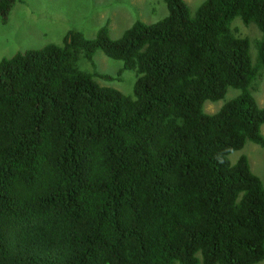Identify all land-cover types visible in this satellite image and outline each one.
Returning <instances> with one entry per match:
<instances>
[{
    "label": "trees",
    "instance_id": "16d2710c",
    "mask_svg": "<svg viewBox=\"0 0 264 264\" xmlns=\"http://www.w3.org/2000/svg\"><path fill=\"white\" fill-rule=\"evenodd\" d=\"M15 2L0 0L4 22ZM165 2L118 39L108 24L71 30L0 61V264L264 260V182L247 155L229 158L264 147V0H204L195 15ZM236 18L261 31L255 59ZM98 50L137 71L133 95L97 82L114 78Z\"/></svg>",
    "mask_w": 264,
    "mask_h": 264
},
{
    "label": "rangeland",
    "instance_id": "374dc122",
    "mask_svg": "<svg viewBox=\"0 0 264 264\" xmlns=\"http://www.w3.org/2000/svg\"><path fill=\"white\" fill-rule=\"evenodd\" d=\"M185 1L195 15L204 0ZM167 15L165 0H16L7 20L4 22L0 17V61L18 51L39 49L51 43L63 44L71 30H80L86 37L94 38L98 30L108 24L110 36L118 39L137 20L151 24ZM232 28L237 36L251 40V54L255 59V44L261 37L258 26L255 23L245 24L236 18ZM94 62L97 71L114 76L112 80L97 77L99 84L114 87L125 95H133L138 77L136 70L126 69L122 60L110 58L102 50L96 52ZM79 66L86 71L93 70L85 58L80 59ZM237 94L238 89L229 88L225 99L207 101L205 111L215 113ZM254 96L264 107V71L254 85ZM262 130L264 133V125ZM242 154L248 156L252 170L264 182V147L248 141L243 149L233 152L229 158L235 163ZM257 264H264V260Z\"/></svg>",
    "mask_w": 264,
    "mask_h": 264
}]
</instances>
